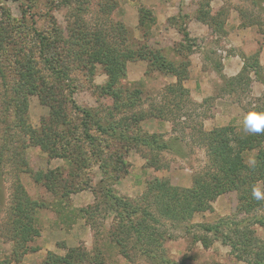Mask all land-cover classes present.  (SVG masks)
<instances>
[{"label":"rangeland","instance_id":"1","mask_svg":"<svg viewBox=\"0 0 264 264\" xmlns=\"http://www.w3.org/2000/svg\"><path fill=\"white\" fill-rule=\"evenodd\" d=\"M259 3L0 0V184L5 199L0 226L4 225L12 199L21 186L39 205L33 224L40 235L57 229L67 231L74 224L84 222L92 235L91 247H86L84 241L76 246L67 247L63 242L58 245L67 251L85 248L91 261L152 264L133 249L134 240L127 237V221L106 210L104 191L110 188L126 207V202L145 204L142 196L150 181L190 187L194 173L205 166L204 147L189 137L184 142H175L174 149L187 155L182 158L172 151H152L137 142V138L157 133L169 140L176 135L172 131L174 121L188 126L186 132L200 123L205 130L232 125L244 132L242 120L249 108L256 105L264 109V87L254 88V83L259 81L253 73L245 72L246 79L233 80L237 74L226 76L220 70L224 57L237 54L240 58L245 56L250 66H257L258 60L264 74V63H260L264 49V0ZM195 17L207 26L204 35H190L187 23ZM185 28L192 40L183 44ZM96 32L99 39L106 40L102 45L105 49V44H109L117 53L141 46L146 47L143 51L159 50L174 64L187 61L189 73L194 58L203 57V68L214 71L211 84L208 82L212 94L202 97L196 88L195 99L187 78L183 84L189 90L190 100L173 114H180L177 119L146 117L131 124L129 117L147 111L150 102L164 101V86L174 83L176 78L150 67L145 59L128 60L126 74L107 88L106 68L90 54L96 47L87 48L85 44ZM81 35L84 52L78 55L72 42L78 39L80 44ZM138 62L147 64L144 72ZM112 68L123 70L120 64H113ZM72 101L102 122L113 121L115 127L125 130V137L118 140L100 133L94 121L87 124L90 137H86L84 116ZM235 112L241 118L234 119ZM125 118L130 121L127 127ZM44 126L45 137L41 130ZM256 137L262 140L264 134ZM257 150L247 151L244 160L248 163L249 159H256ZM109 153L114 155L112 159H108ZM99 154L103 156V165L97 160ZM43 174H47L48 181L41 179ZM36 176H39L37 180ZM83 180L93 182V190L67 191L78 187ZM211 204L212 208L200 206L184 221L163 218L156 205H151L163 224L148 223L142 228L144 246L176 264H247L235 257L230 246L215 240L195 224L213 223L220 217L242 218L250 213L239 212L235 192L224 193ZM140 220L135 221L138 224ZM188 225L192 227L187 229ZM252 229L257 237L264 239L263 227L252 225ZM46 239L51 238L47 235ZM122 248H126L127 257Z\"/></svg>","mask_w":264,"mask_h":264},{"label":"trees","instance_id":"2","mask_svg":"<svg viewBox=\"0 0 264 264\" xmlns=\"http://www.w3.org/2000/svg\"><path fill=\"white\" fill-rule=\"evenodd\" d=\"M252 3L260 4L259 0H250ZM210 15V10H208ZM201 20V18L197 17ZM204 21V20H203ZM142 22V21H141ZM120 23H118L119 25ZM182 43L186 44L191 41L187 29L182 30ZM79 40L72 42L78 49L77 54L84 52V41L82 35ZM42 44L44 43L41 37ZM106 43L105 39H99L98 33H94L90 41H86L88 46L94 48L93 55L96 61L102 63L106 68L107 74V88L112 87L115 81L126 74V62L128 60L145 59L157 70L165 74H173L176 78L174 83L164 86L162 96L164 101L159 103L150 102L149 108L146 111H140L129 117L125 122L136 123L146 117H155L162 120L177 119L175 112H179L184 107L190 98L188 88L183 84V81L188 78L189 70L187 69L188 62L181 61L174 64L166 60L164 55L159 50L143 51L146 47L141 46L138 49L132 47L124 52H116L115 47L111 48L109 44L106 49L102 46ZM83 49V50H82ZM111 51L115 54L110 53ZM91 55V56H92ZM116 55V56H114ZM243 60L242 68L234 79H246L245 72L253 73L256 79L264 86V74L261 66L256 61L257 66H250L245 56H241ZM187 63V64H186ZM113 64H120L123 70L118 71L112 68ZM222 67V63H221ZM220 68V67H219ZM115 70V71H114ZM222 70V68L220 69ZM224 79V78H222ZM248 80V78H247ZM168 99L170 101H168ZM206 98L204 101L208 100ZM190 100V99H189ZM72 105L82 112L84 133L86 137L90 135L86 132L89 121L95 122V127L100 133H104L112 139H122L125 137V130L115 127L113 121H100V118H94L88 109L76 106L72 101ZM51 122V119H50ZM172 131L176 133L171 139H163L162 135L157 133L146 134L141 138H137V142H141L152 151H172L182 158H187L179 149L175 150L173 144L175 142H184L187 137L195 139V143L201 145L206 151L205 166L194 173L192 178V185L190 187H179L168 185L166 181H150L147 190L144 192L142 199L145 204L143 206L126 202L127 206L121 202V198L117 196L110 188L104 191L106 200V210L113 212L120 220L127 221V237L133 238V249L140 255L146 257L152 264H176L172 262L164 254L160 255L155 250L147 248L143 244L142 228L148 223L163 224L160 218L151 210L150 206L156 205V210L163 214V218H168L173 221H184L186 218L192 216L200 206H209L212 208V202L220 195L228 192H235L238 198V210L250 216L242 218L220 217L213 223H198L195 224L201 231L208 233L215 240L230 246L231 252L236 258L243 260L247 264H264V239L257 237L254 234L252 225H259L264 228V200H256L253 198L252 191L254 187H260L264 191V137L262 140L258 139L256 135H248L244 132L237 131V128L232 125H225L214 127L210 130H205L202 124H195L190 126V131L186 132L185 125L179 122H172ZM130 124V125H131ZM123 124L121 123L120 126ZM50 127H48L49 129ZM44 137L47 136L45 126L41 128ZM87 133V134H86ZM257 148L256 166L249 167L244 160V155L247 151ZM108 159H112L114 155L109 153ZM81 156L82 153L78 152ZM112 156V157H111ZM116 157V156H115ZM97 160L103 165V156L99 154ZM102 169V168H101ZM54 173V171H52ZM39 176H36L37 180ZM48 181L47 174H43L41 179ZM44 180V181H45ZM1 183V182H0ZM89 188L93 190L94 185L90 180H83L78 187L68 192H75ZM65 194H62V196ZM13 198V197H12ZM5 199L3 189L0 184V213L4 205ZM36 200H32L21 186L14 199H12L9 211H7V219L3 226H0V236L5 240L13 243L11 256L0 260V264H9L10 262H19L22 260L24 254L28 252L37 251L38 246H30L29 243L40 236V231L34 227V214L38 207ZM140 218V222L135 221ZM148 226V225H147ZM192 225H188L190 229ZM118 244L121 242L117 239ZM69 249L65 255H59L52 251H48L40 264H102L103 260L91 261V257L85 248ZM124 256L127 257L126 248L121 249Z\"/></svg>","mask_w":264,"mask_h":264},{"label":"crops","instance_id":"3","mask_svg":"<svg viewBox=\"0 0 264 264\" xmlns=\"http://www.w3.org/2000/svg\"><path fill=\"white\" fill-rule=\"evenodd\" d=\"M187 28L191 36H200L204 35L207 26L200 21L198 18H193L188 21ZM196 54H198L196 52ZM261 64L264 63V49L260 54ZM140 62H138L139 64ZM140 68L144 72V70L147 67V64L145 62H141ZM204 59L201 58H194V63L192 64V67L190 68L189 77L186 82L189 84L187 85L190 89L191 94L196 99L197 93L194 92V90L199 89L200 95L202 97H206L212 94L211 87H210V77L213 76L212 72L214 71H206L205 68H203ZM243 61L242 59L237 55H228L224 57L222 62V73L226 76H234L238 74L242 68ZM131 66V65H130ZM130 66L128 64L127 71L128 75L131 74ZM194 83V86H190L191 83ZM210 82V84L208 83ZM254 83L255 87H264L260 82L259 84ZM256 84V85H255ZM260 85V86H257ZM260 88V89H262ZM235 117L234 119H239L241 117H238L237 112L234 113ZM233 119V117L231 118ZM233 119V120H234ZM76 231V232H74ZM47 235L51 239H46ZM81 241H84V244L86 247L92 246V235L89 233V227L84 222H78L77 224L73 225L72 229H69L65 231L64 229H57L47 232L46 234L43 232L42 235L37 237L34 242L35 246H38V250L34 252H28L24 254L23 258L19 262H10L9 264H40L42 260L44 259L47 251H52L55 253H58L60 255L66 254V249L62 247V245H58V243L63 242L64 245L67 247L69 246H76L77 244L81 243ZM13 249V244L11 241H5L0 237V260L7 258L11 256ZM88 264V263H87ZM102 264H109L107 262H103Z\"/></svg>","mask_w":264,"mask_h":264},{"label":"clouds","instance_id":"4","mask_svg":"<svg viewBox=\"0 0 264 264\" xmlns=\"http://www.w3.org/2000/svg\"><path fill=\"white\" fill-rule=\"evenodd\" d=\"M242 129L248 135L264 134V109H259L256 105L250 107L243 116ZM256 163V160L251 158L248 166L254 168ZM252 195L256 200H264V191L260 187H254Z\"/></svg>","mask_w":264,"mask_h":264}]
</instances>
